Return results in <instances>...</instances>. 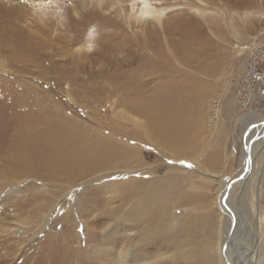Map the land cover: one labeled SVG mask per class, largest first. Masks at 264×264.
<instances>
[{
	"label": "bare ground",
	"instance_id": "1",
	"mask_svg": "<svg viewBox=\"0 0 264 264\" xmlns=\"http://www.w3.org/2000/svg\"><path fill=\"white\" fill-rule=\"evenodd\" d=\"M93 1L77 0L80 12L71 23L74 34L68 40L75 43L86 37L90 42L98 39L101 46L88 49L87 53L96 54L104 47L109 50L102 51L105 56L110 50L114 52L100 69L106 75L110 66L113 73L123 74L118 76L123 79L120 84L119 79L115 80L117 85L111 89H96L98 93L116 96L113 103L125 110L116 111L111 121L100 115L101 107L95 108L86 121L41 101L17 103L15 109L20 116L0 147V181L24 174L71 181L73 177L84 179L108 172L105 176L110 182H100L87 193L84 190L81 199L85 206L81 210L85 233L98 243L90 251L81 243L74 248L75 234L51 232L47 244L27 251V260L32 258L33 264H167V251H173L172 263L187 264L189 258V264H203L206 250L208 264H217L220 244L221 250L226 249V262L231 264L229 251L238 244L233 237L216 241L218 227L212 202L205 192L187 189L188 168L174 162L166 171L157 173L135 144L149 140L162 150L160 156L166 160H191L188 157L199 148L189 140L192 116L202 99L200 91L211 84L203 75L214 74L212 59L221 52V45L208 34L207 28L226 37L221 25L223 18L234 27L239 21L264 18V6L258 7L264 0H198L219 4L222 9L243 10L232 12L224 8L212 16L207 15L208 6L186 0L185 7L179 9H187L188 14H194L193 18L183 13L168 18V7L164 6L167 0H100L89 8ZM92 24L97 28L90 31ZM81 67L75 63L71 69ZM82 91L85 90L78 92ZM130 114L136 116L131 118ZM140 116L145 122L140 121ZM251 139L247 146L254 151ZM254 153L250 158L244 153L241 173L251 189V208L261 210V218L262 181H249L256 168ZM210 159L206 161L210 163ZM121 176L125 179L111 181ZM38 205L34 207L38 209ZM179 210H185L183 215L178 214ZM65 215L71 216L68 212ZM46 218L42 225L39 223V231H44Z\"/></svg>",
	"mask_w": 264,
	"mask_h": 264
},
{
	"label": "rangeland",
	"instance_id": "2",
	"mask_svg": "<svg viewBox=\"0 0 264 264\" xmlns=\"http://www.w3.org/2000/svg\"><path fill=\"white\" fill-rule=\"evenodd\" d=\"M99 1L94 0L89 8ZM184 1H165L167 17L183 13L193 18L194 14H188L187 9H179L185 7ZM76 2L0 0V147L20 116V111L15 109L19 102L41 101L50 108L86 121L95 108L101 107L100 115L111 121L116 117V111L125 110L113 103L116 96L98 93L96 89H111L123 79L118 77L123 74L116 75L110 66L105 71L108 75L100 69L109 62V54L114 52H106L107 57L102 51L109 50L104 47L101 52H94L96 54L87 53L88 49L101 46L98 39L90 42V38L86 37L75 43L68 40L74 34L71 23L80 12V2ZM197 2L203 7L208 6V16L218 15L224 8L232 12H236L234 9L243 11L241 8L223 6L222 9L219 4ZM262 5L264 3L261 2L258 7ZM103 12L108 13L107 10ZM235 17L239 18L236 13ZM245 23L239 21L234 27L223 18L221 25L226 37L225 34L217 36L207 28L208 34L221 45L218 48L221 52L212 59L214 74L203 75V79L211 84L200 91L202 99H199V106L192 116L193 129L189 140L196 142L199 148L188 157L191 160H166L160 156L162 150L149 140H139L135 145L144 155V160L154 165L157 173L166 171L175 163L188 168L185 175L187 189L197 188L205 192L212 202L218 227L216 241L220 243L221 239L233 237V242L238 244L229 251L231 264H261L264 262V216L260 218L261 210L251 208V189L248 179L242 177L241 169L244 153L250 158L251 152H255L256 168L249 181L261 178L262 197L259 204L264 206V84H258L250 92L247 103L243 102L242 96L247 93L243 78L251 62L256 59L257 68L264 72V18H253ZM89 26L90 31L97 28L95 24ZM79 51H82L79 53L81 56ZM75 63L82 67L72 70L71 66ZM117 79L118 82H114ZM80 90L85 91L78 92ZM130 115L131 118L136 116ZM139 119L145 122L142 116ZM249 139L254 151L250 145L247 146ZM207 158H211L210 163ZM249 163L252 164V158ZM104 173V176L102 172L84 179L73 177L71 181L25 174L0 181V264H33L32 258L27 260L30 256L27 251L47 244L51 232H71L76 237L74 248L81 243L90 251L98 242L85 233V218L81 213L85 206L81 205V199L84 190L87 193L100 182H110V178L105 176L109 173ZM124 177L112 178L111 181ZM24 201L26 205H23ZM34 204H39L38 209ZM67 212L70 217H64ZM98 212L96 215L100 216ZM184 212L179 210L178 214L183 215ZM45 216L48 222L44 231H39V223L42 225ZM33 218L37 223L30 222ZM219 251L217 264H224L223 261H227L226 249ZM207 252H203V264L209 262ZM172 253L167 251V264H175L171 262ZM190 261L186 258L185 262L189 264ZM55 263L57 261L51 262Z\"/></svg>",
	"mask_w": 264,
	"mask_h": 264
},
{
	"label": "built area",
	"instance_id": "3",
	"mask_svg": "<svg viewBox=\"0 0 264 264\" xmlns=\"http://www.w3.org/2000/svg\"><path fill=\"white\" fill-rule=\"evenodd\" d=\"M257 60H253L249 66V68L246 69L244 73V82L246 84L247 93L242 94L243 96V102L247 103L249 100V95L252 90L258 85V84H264V72L262 70H259L257 68ZM262 94H264V87L262 89Z\"/></svg>",
	"mask_w": 264,
	"mask_h": 264
}]
</instances>
